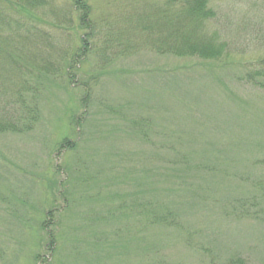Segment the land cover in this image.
<instances>
[{
	"label": "rangeland",
	"instance_id": "374dc122",
	"mask_svg": "<svg viewBox=\"0 0 264 264\" xmlns=\"http://www.w3.org/2000/svg\"><path fill=\"white\" fill-rule=\"evenodd\" d=\"M84 1L92 28L72 0L0 24V84L36 104L0 132V264H264V0Z\"/></svg>",
	"mask_w": 264,
	"mask_h": 264
},
{
	"label": "trees",
	"instance_id": "16d2710c",
	"mask_svg": "<svg viewBox=\"0 0 264 264\" xmlns=\"http://www.w3.org/2000/svg\"><path fill=\"white\" fill-rule=\"evenodd\" d=\"M50 0H0V24L3 27L9 26L11 31L16 34H21L25 38H30L33 35L41 36L43 32L46 31L40 28L38 22L40 21V15L43 14L41 9L42 6L47 5ZM74 3V8H76L77 12H79L78 21L81 25L89 26V12L90 5L89 3H85L84 0H72ZM174 6L177 7V4L180 5L181 9H184L189 14H193L194 18L202 19L201 16H210L211 13L215 14L213 8L210 7L209 0H171ZM174 7L171 9L170 13V22L173 23L175 20ZM166 16V15H165ZM83 19V20H82ZM169 22V23H170ZM146 25V24H144ZM148 25V24H147ZM90 28L93 25L89 26ZM215 34H212L211 37H215L217 35L218 29H215ZM23 33V34H22ZM204 40H200V43H194L195 46L190 45L186 46V44H192V41L188 39H184L179 50L187 51L186 54H195L205 57H214L215 51L211 50L208 46L204 45ZM1 44V42H0ZM87 48L83 49V52ZM0 50H2L0 48ZM82 56V49L79 48L76 53L71 55L68 59L70 62L73 61L74 64L78 62ZM83 57V56H82ZM217 57V56H216ZM67 67H72L74 64L69 65ZM258 74H263L264 69L258 67L255 71ZM264 76V74L262 75ZM16 83V82H15ZM259 83H262L260 80ZM28 87L27 83L22 84L20 89L9 91L7 88H4L0 84V132L6 131H17V130H29L33 125L31 121V117L34 113L32 100H27L26 96H24L22 89H26ZM36 105V104H35ZM87 109V108H86ZM36 113V112H35ZM83 117L79 120L71 119L72 126H74L76 130V135L80 134L81 130L76 129L83 125ZM77 126V127H75ZM77 138H70L68 136H64L60 141V145L66 143L64 146L73 147ZM155 218V217H154ZM39 230V234L42 232L46 234L44 222H40L35 225V229ZM38 234V240L40 243L43 240V236ZM51 246L49 242H46ZM42 258V259H41ZM46 256L42 255L39 252L34 253V260L38 262V264H44V260ZM41 261V262H40ZM229 264H245V262L240 258H232L230 259Z\"/></svg>",
	"mask_w": 264,
	"mask_h": 264
}]
</instances>
